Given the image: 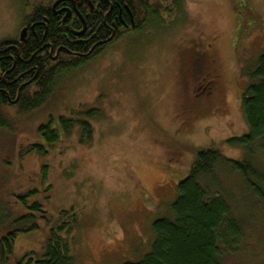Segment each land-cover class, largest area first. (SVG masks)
Here are the masks:
<instances>
[{"label":"rangeland","instance_id":"obj_1","mask_svg":"<svg viewBox=\"0 0 264 264\" xmlns=\"http://www.w3.org/2000/svg\"><path fill=\"white\" fill-rule=\"evenodd\" d=\"M50 1L0 0V44L19 40L33 7ZM167 1L163 6L172 8L175 0ZM180 3L179 12L167 10L160 22L125 33L99 56L59 73L41 108L25 116L3 111L14 126H0V237L22 227L16 221L28 210L19 197L30 192L37 194L28 206L40 201L51 221L38 220L40 230L17 237L10 264L42 254L48 231L60 223L70 230L75 264L142 260L152 249L153 221L172 217L176 187L200 150L214 147L234 161L250 157L264 174L263 153L227 143L249 132L242 100L248 72L264 53V0ZM209 45L225 71L226 103L217 99L215 106L191 97L200 92L195 49ZM61 118L74 123L69 134ZM48 125L58 136L54 143L39 135ZM31 145L40 148L23 159ZM214 180L211 188L242 227L238 246L222 252L223 264H264V201L232 168L219 166Z\"/></svg>","mask_w":264,"mask_h":264},{"label":"trees","instance_id":"obj_2","mask_svg":"<svg viewBox=\"0 0 264 264\" xmlns=\"http://www.w3.org/2000/svg\"><path fill=\"white\" fill-rule=\"evenodd\" d=\"M51 4L52 1L45 6H34L27 20H39L46 16ZM175 5H180L179 0H175ZM152 8L154 9L152 11L150 9V12L148 10L145 16V13L142 15L138 12L137 27L134 31H144L151 20L160 22V15L166 11L163 3L160 1ZM116 13L117 10L113 12ZM114 17L110 15L106 25L104 14L101 17H94L88 21V29L83 37H79L78 33L83 27L81 23H76L75 31L71 32L66 28L60 29V24L50 19L47 33L45 27H40L38 40L32 37L20 48L19 54L11 52L4 56L5 59L0 62L3 70L0 76V126L12 131L14 125L11 126L4 118L5 109H16V116H25L41 108L54 92L59 73L79 67L85 61L99 55L104 47L109 46H104L89 58L72 59L71 53L85 54L89 53L95 44L103 45L110 36ZM94 34L96 39H93ZM49 44L54 46L53 55H56L58 48L61 47V52L66 53L67 61L54 66ZM248 74L249 85L243 94L242 109L249 132L243 137L230 139L227 143L234 147H242L251 155L258 152L264 154V53L258 58L256 65L250 68ZM61 123L65 132L69 134L74 123L64 118H61ZM82 126L84 135L91 136V125L83 123ZM52 130L50 125L41 126L39 135L47 137L50 143H54L58 136ZM39 148L38 145H31L27 153L21 152V157L24 159ZM219 166L239 172L249 188L264 201V194L258 188V185L264 186V174L253 166L250 157L234 161L227 159L214 147L200 150L188 177L176 187V197L170 206L172 217L158 218L152 223L154 239L150 253L138 262L124 264H223L222 252H233L238 246L242 237V227L233 218L230 204L215 190V186L214 189L211 188L215 185V174ZM36 194L34 191L27 196L19 197L28 213L16 221V224H22V227L0 237V264H10L15 240L21 233L40 230L38 220L47 226L51 222L40 201H34L28 206V198ZM62 214L67 216L68 212ZM66 233H70L67 223H60L58 227L48 231L42 254H27L13 264H75Z\"/></svg>","mask_w":264,"mask_h":264},{"label":"flooded vegetation","instance_id":"obj_3","mask_svg":"<svg viewBox=\"0 0 264 264\" xmlns=\"http://www.w3.org/2000/svg\"><path fill=\"white\" fill-rule=\"evenodd\" d=\"M57 1L58 0L52 1V4L49 6L50 9H48L49 12L46 16H43L39 20H27L26 24L22 27V31L27 29L24 39H22V36L20 35V38L17 41L3 42L0 44V62L5 59L4 56H7L8 53L16 52L19 54L20 48L27 44L32 37H35L38 40L40 27H45L47 33L50 19L57 21L60 24V29L64 30L63 28H66L67 31L71 32L75 31L74 29L76 23H81L83 27L78 33L80 34L79 37H83L88 29V21L92 20L94 17H101V15L104 14V24L106 25L108 17L110 15L115 16L113 18V24L110 27V36L103 45L99 43L95 44L89 53H71L72 59H79L81 57V59L89 58L96 54V52L104 46L115 42L122 35H125V33L134 31L137 27L138 12L142 13V15L145 13V16L148 13V10L149 12L150 9L152 11L154 9L152 7L157 5L161 0H66L55 5ZM172 4V8L169 4H166L168 9L164 7L166 11L170 9L167 13H172V9H174L175 12H179L181 3L177 6L175 5V1H173ZM116 10L117 16L116 14H113ZM119 35L120 37H118ZM93 39H96L95 34L93 35ZM49 47L51 60L55 63L54 66L67 61L66 53L61 52V47L58 48L56 55H53L54 46L49 44ZM105 48L106 47L102 49L100 54ZM198 48L200 49H195V53L193 55L194 62L196 63V66H194L196 74L193 73V75H196L198 90L200 92L198 95L195 94L191 97L195 103L197 101V104H201L205 101V105H214L217 99L222 98V82L225 78V71L223 70L221 63L222 59L217 52H215L213 45H209L208 47L198 46ZM2 74L3 70L0 65V76ZM223 102L224 104L226 103V101H223L222 98V104ZM217 108L221 111L220 107Z\"/></svg>","mask_w":264,"mask_h":264},{"label":"water","instance_id":"obj_4","mask_svg":"<svg viewBox=\"0 0 264 264\" xmlns=\"http://www.w3.org/2000/svg\"><path fill=\"white\" fill-rule=\"evenodd\" d=\"M63 1H66V0H58V1L56 2L55 5H57V4H59V3L63 2ZM55 5H54V6H55ZM26 33H27V29H24V30L22 31V33H21L22 39H24Z\"/></svg>","mask_w":264,"mask_h":264}]
</instances>
